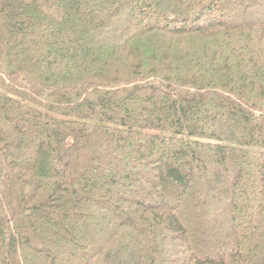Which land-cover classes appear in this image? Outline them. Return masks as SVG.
I'll return each instance as SVG.
<instances>
[{"label":"trees","instance_id":"16d2710c","mask_svg":"<svg viewBox=\"0 0 264 264\" xmlns=\"http://www.w3.org/2000/svg\"><path fill=\"white\" fill-rule=\"evenodd\" d=\"M32 263L264 264V0H0V264Z\"/></svg>","mask_w":264,"mask_h":264},{"label":"rangeland","instance_id":"374dc122","mask_svg":"<svg viewBox=\"0 0 264 264\" xmlns=\"http://www.w3.org/2000/svg\"><path fill=\"white\" fill-rule=\"evenodd\" d=\"M227 111V107H224V108H217L216 109V112L217 113H221V112H226ZM204 118V117H203ZM237 121V120H236ZM237 127L236 128H238L242 133L246 130V128H247V126L246 125H244L243 123H239L238 122V125H236ZM204 156H207L206 155V153L205 154H203ZM213 170H215V169H217V166H214L213 165ZM219 172V170L217 171V170H215L214 171V174L215 175H217V173ZM99 173H102L101 171H97V174H99ZM121 184H124L122 181L120 182L119 181V183L117 184V186H119V185H121ZM217 183H215V181H212L211 182V186L213 187V190H212V192H209V191H207V190H200L201 191V195H204V196H217V194L220 192V188L218 187V185H216ZM118 188V187H117ZM224 206V205H223ZM76 228V227H75ZM77 230H80V228L77 226V228H76ZM79 243L81 244V249L84 251H93L94 250V247H91V246H87V244L85 243V242H80L79 241ZM85 253V252H84ZM78 258H79V256H78ZM36 262V261H35ZM32 264H34V263H32Z\"/></svg>","mask_w":264,"mask_h":264}]
</instances>
